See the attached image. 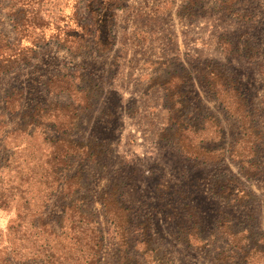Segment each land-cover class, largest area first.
Here are the masks:
<instances>
[{"label":"rangeland","instance_id":"obj_1","mask_svg":"<svg viewBox=\"0 0 264 264\" xmlns=\"http://www.w3.org/2000/svg\"><path fill=\"white\" fill-rule=\"evenodd\" d=\"M224 6L0 0V264H264V0Z\"/></svg>","mask_w":264,"mask_h":264},{"label":"trees","instance_id":"obj_2","mask_svg":"<svg viewBox=\"0 0 264 264\" xmlns=\"http://www.w3.org/2000/svg\"><path fill=\"white\" fill-rule=\"evenodd\" d=\"M241 0H221V3H223L225 6L224 8H222V10L228 14V16L230 17H237V20L240 21V22H248L252 19L253 15L248 13V12H244L242 11L241 9L237 8V10H233V8H230L228 5L230 3H235L237 2V4L240 2ZM246 47V44L243 45ZM244 49V48H243ZM248 52V50H246L245 48V52ZM210 73L212 72V70L209 71ZM258 73L259 75L262 77V80L264 81V62H260L259 63V66H258ZM217 76V75H216ZM264 97V95H263ZM261 104L264 105V98L263 100L261 101ZM247 115L243 114V118L246 117ZM251 124V123H250ZM249 129L252 128L251 125H249L248 127ZM254 134L252 135L253 137V140L249 139L247 140V142H250L251 146L249 147V150L252 148V147H255L256 144H258L259 146V142L261 141V136H260V133L258 131V129L254 126ZM257 148V147H256ZM251 158V157H250ZM252 160V159H251ZM253 163H254V166H255V162L253 161L251 163V165L253 166ZM256 167V166H255ZM257 171L258 172H263L264 173V162L262 163L261 167L257 168ZM198 236H194V239H197ZM151 238V237H150ZM201 240V238H198ZM146 243V242H145ZM148 244V243H147ZM98 247H99V243H98ZM158 258V257H157Z\"/></svg>","mask_w":264,"mask_h":264}]
</instances>
